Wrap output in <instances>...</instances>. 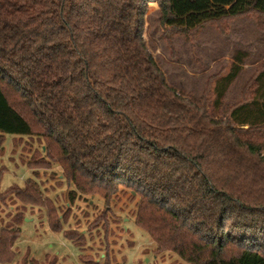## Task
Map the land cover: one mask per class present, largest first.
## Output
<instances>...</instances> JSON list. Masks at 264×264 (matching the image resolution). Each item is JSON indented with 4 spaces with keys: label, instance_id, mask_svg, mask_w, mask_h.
Wrapping results in <instances>:
<instances>
[{
    "label": "trees",
    "instance_id": "16d2710c",
    "mask_svg": "<svg viewBox=\"0 0 264 264\" xmlns=\"http://www.w3.org/2000/svg\"><path fill=\"white\" fill-rule=\"evenodd\" d=\"M151 1L177 31L264 17V0H0V154L4 134L29 136L42 143L29 165L58 162L72 200L109 204L132 193L156 253L184 264H264V68L228 109L246 52L200 101L181 93L147 45ZM8 198L46 209L52 230L83 240L37 183L0 188V201ZM21 233L0 228V263L17 257ZM86 262L116 264L109 255Z\"/></svg>",
    "mask_w": 264,
    "mask_h": 264
},
{
    "label": "rangeland",
    "instance_id": "374dc122",
    "mask_svg": "<svg viewBox=\"0 0 264 264\" xmlns=\"http://www.w3.org/2000/svg\"><path fill=\"white\" fill-rule=\"evenodd\" d=\"M145 38L167 81L195 101H200L214 78L230 70L237 52H246L248 56L226 93L227 109L243 101L252 79L264 68V17L256 12L177 31L163 25L159 5L151 1ZM4 136V150L0 154L1 190L13 184L37 183L60 206V214L66 217L65 228L84 234L77 244L64 231L52 230L46 209L23 206L14 198L0 201V228L7 225L22 228L15 244L17 257L7 264H52V261L53 264H88V258L102 263L106 255L116 264L185 263L175 252L154 251L155 241L135 220L138 197L130 192L120 193L109 204L101 196L77 195L72 200L70 193L74 186L62 177L58 162H52L49 168L29 165L34 152L42 146L39 140L11 133ZM20 212H24L21 220L17 217ZM103 213L107 220L96 223Z\"/></svg>",
    "mask_w": 264,
    "mask_h": 264
}]
</instances>
